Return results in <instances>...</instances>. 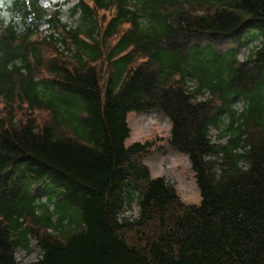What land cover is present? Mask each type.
<instances>
[{
  "label": "trees",
  "instance_id": "trees-1",
  "mask_svg": "<svg viewBox=\"0 0 264 264\" xmlns=\"http://www.w3.org/2000/svg\"><path fill=\"white\" fill-rule=\"evenodd\" d=\"M63 11L0 0V264L29 237L32 264H264V0H78L75 27ZM130 111L169 117L198 204L152 175L151 142L126 145Z\"/></svg>",
  "mask_w": 264,
  "mask_h": 264
},
{
  "label": "rangeland",
  "instance_id": "rangeland-1",
  "mask_svg": "<svg viewBox=\"0 0 264 264\" xmlns=\"http://www.w3.org/2000/svg\"><path fill=\"white\" fill-rule=\"evenodd\" d=\"M77 1L78 0H41L42 4L47 9L61 4L65 9L62 18L73 27L80 22V18L77 14L74 16L71 15V10L69 8ZM45 28V25L41 27L42 34H44L43 30H45ZM255 44H259L258 41L249 40L247 43H242L238 47L237 57L240 60L246 59ZM234 106L238 110L243 109L245 106L243 99H237ZM221 116L224 120L219 122V126H212L210 131L212 139L215 142H225L226 140V138L223 137V133L228 123V118L226 117V113H222ZM128 121L131 128V135L126 140V145H130L135 141H150L153 147L146 162L150 166L152 174L164 176L167 181L176 187L179 195L185 202L198 204L201 200V196L188 157L175 152L169 146V118L158 111H144L142 113L130 111L128 113ZM123 214L129 217L137 216L138 205L136 202H132L129 207L125 206ZM30 246L32 248L31 252H27L23 248L17 250L16 258L21 264H32L40 256V250L36 245L35 239H30Z\"/></svg>",
  "mask_w": 264,
  "mask_h": 264
},
{
  "label": "bare ground",
  "instance_id": "bare-ground-1",
  "mask_svg": "<svg viewBox=\"0 0 264 264\" xmlns=\"http://www.w3.org/2000/svg\"><path fill=\"white\" fill-rule=\"evenodd\" d=\"M129 207V206H128ZM124 215V214H123Z\"/></svg>",
  "mask_w": 264,
  "mask_h": 264
}]
</instances>
